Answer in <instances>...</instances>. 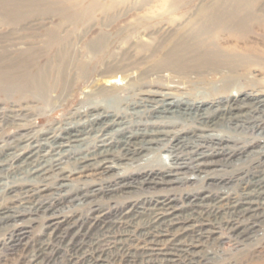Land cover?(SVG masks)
<instances>
[{"label":"rangeland","instance_id":"rangeland-1","mask_svg":"<svg viewBox=\"0 0 264 264\" xmlns=\"http://www.w3.org/2000/svg\"><path fill=\"white\" fill-rule=\"evenodd\" d=\"M90 1L0 0V7L36 8L19 32L9 34L14 27L0 24V38L38 41L47 29L61 23L58 11ZM98 2L105 9H96L91 19L79 24L94 27L81 41L105 33L112 41L109 48L105 46L112 56L100 62L102 51L95 57L85 52L84 59L89 61L85 75L73 82L67 99L57 97L62 87L53 91L48 102L34 92L0 91V157L25 150L21 140L28 136L35 140L44 130L59 133L72 124L87 126L80 140L61 154L57 168L67 172L60 175L51 168L30 182L23 179L32 176L27 175L26 160L23 168L12 166L1 173L5 184L0 183V188L14 187L3 197L0 192V210L14 214L0 223V264H264V182L257 186L255 181L260 172L264 175V35L251 38L250 43L259 49L257 60L243 54L242 43H220L224 59L233 63L231 71H154L152 60L141 59L139 42L153 45L171 37L178 20L193 16L199 7L229 6L233 0ZM256 4L264 5V0ZM170 7L173 13L166 15ZM149 17L148 25L143 23ZM113 65L118 68L103 75ZM110 77L124 83L106 92L95 90ZM165 94L195 102L202 98V109L207 107L212 126L202 124L195 112L193 116L184 113L182 104L179 111L173 106L156 112L147 96L162 99ZM97 100L109 105L96 104ZM158 103L162 108L164 101ZM106 108L115 112L109 128L117 129L107 134L99 123L90 125L94 113ZM231 110L241 117L219 123L213 119L218 112L227 111L225 117ZM157 128L169 130V135L151 146L133 142L132 152L123 154L124 131ZM109 142L117 145L109 167L89 175L72 173L79 169V157ZM190 147L205 151L215 161L203 168L190 166L186 163ZM176 158L182 163L177 165ZM32 190L41 191L35 198L40 201L32 197L17 203V197ZM247 192L252 199L243 198ZM239 195L243 196L240 203L247 201L241 207L247 209L241 208L236 216L231 212L232 201ZM15 233L19 238L14 246L15 240L8 241Z\"/></svg>","mask_w":264,"mask_h":264},{"label":"bare ground","instance_id":"bare-ground-1","mask_svg":"<svg viewBox=\"0 0 264 264\" xmlns=\"http://www.w3.org/2000/svg\"><path fill=\"white\" fill-rule=\"evenodd\" d=\"M96 2L97 0H92L87 4L85 2V4L80 3L74 7H70V10L58 11L56 15L62 18L61 23L55 25L53 28L47 29L44 32L43 37L38 41H25L23 39H18V37H1L0 91L11 88L13 93L23 92L24 95H30V93L34 92L39 98L48 102L50 97L54 96L53 91L55 92L59 87H62V93L57 97L59 100L60 98L67 99V93H69L72 89L71 86H73V82L75 81L76 83L77 81H80L85 75V69L89 64V61L84 59L85 57L83 55L85 52H90L95 57L102 51L100 62L103 58L112 56L110 51L105 47L108 44L109 48L112 41L105 36V33L103 34L100 32L99 35L97 34L88 38L85 42L83 41L94 27L86 26L85 28V25L83 27L79 24L85 23L87 20L91 19L96 13V9H105L101 2ZM256 3L257 0H233V3L229 6L219 4L208 6L203 5L198 8L193 16H189L184 20H178L176 30L173 31V36L159 40L153 45L147 44L146 42H139L137 46L138 48H141V59L144 61L152 60L154 71H189L201 68H207L208 70L231 71L233 69V63H228V61L226 62V59H224L225 54L219 50L223 49V46H220L222 45L220 44L221 42L231 40L233 42L235 41L244 44V47L242 46L245 49L243 54H248L247 56L257 60L259 59V56H257V54H259V49L255 48L256 46L250 42H252L251 38L256 35H264V5L257 6ZM33 10H36V8L24 9L15 7H0V24H6L9 27H14L10 28L11 32L9 34H13L16 29L19 32L22 28L27 27H22V22H28V18L31 13H34ZM172 13L173 10L170 7V9L167 10L166 15H170ZM164 19L168 22H174V20L169 17ZM149 21L150 17L147 20H144L143 23L148 25ZM70 25H73V27L69 28L68 26ZM221 36H224V38H222L223 40H221ZM81 39L83 40L81 41ZM260 39L262 40L263 38ZM123 55L125 56L126 53ZM117 68V65H113L109 69L106 68L109 72L103 71V75L112 74ZM123 78L125 79V77ZM112 80L113 79L111 77L105 79L104 84L100 88H95V90L98 92H106L109 91V89L119 87L124 83L122 82L123 80L119 83L113 82ZM93 89L94 88H91V90ZM167 95H163L162 99L159 98L160 94L159 96H147L149 102L155 106L156 112L161 114L164 111H169V109L173 108V106L176 107L174 111H179L181 108L180 105L182 104L184 105V113H189L191 115L192 112L193 114L195 112L199 115V117L201 116L200 122L202 124L208 127L212 126L210 122L212 119L207 117V114H209L208 110H206L207 107H203L202 109L203 103H205L202 98L195 102L193 100L183 99L181 96L180 98H175ZM159 100L164 101L162 108H158L160 104L158 103ZM95 102L96 104L105 103L106 105H109V102L106 100H97ZM201 109L202 111H200ZM114 113L115 112L108 110L107 108L102 109V111L94 113L97 115L94 118H91L90 125H93V123H99V128L104 131L105 134H107L108 131L111 132V130H117L115 127L109 128L112 121L114 120L115 122ZM226 113L227 111H220L218 112L217 118L213 119L219 123L222 119L231 121L232 118L237 119L241 117L236 110H231L229 112L230 114L223 117ZM120 122L119 124H121ZM86 127L87 126L84 123L72 124L59 133H52L48 132L49 130H44L40 133L39 138L35 140H31L30 136L23 138L21 141L22 145L26 148L25 150H21L19 152H15L16 150H13L0 157V179H2L3 176L1 173L12 168V166L14 168H19V166L23 168L22 163L26 160L30 165L29 170L26 171L27 175L32 176L22 178L29 180L30 182H36L40 176L44 173L46 174L47 171L52 170L51 168H55L54 170L58 169V173L60 175L63 171L64 173L67 172L65 168L64 170L57 168V164L60 165L61 154H63L69 146H72V142L80 140V137L85 132ZM123 127L124 126H120L118 129ZM167 131L169 130H165L163 128H157L152 131L144 129L143 131L138 130L136 132L124 131L125 133L122 136L124 142L121 144L123 154H130L132 152L130 147L133 142H141L142 145L151 146L152 144L161 141L164 136L169 135ZM208 137H211V135ZM114 145L116 144H113L112 142L105 143L99 151H93L90 155L85 154L79 157V169L72 173L89 175L93 173L92 171H95L98 168L102 169L103 166L109 167L110 164L108 165L107 163L108 159L110 161V159L112 160V157H114ZM50 146L53 147L52 150L49 149ZM188 154L189 162L186 163H189L190 166L192 164L194 167L203 168L208 162L215 161V159H210L208 157V153L205 151L198 152V150L194 147L189 148ZM19 155H21V162L19 160ZM229 156L230 154H228V157ZM192 161L195 162L193 163ZM175 163L179 165L182 161L178 162V158H176ZM256 172L257 171H255L254 174ZM259 174L260 175L257 176L255 175L257 178L255 181H258L256 183L257 186L261 183L263 184L264 182L263 173L260 172ZM50 177L53 178L54 176ZM0 183L5 184V180H0ZM13 187L14 186L9 184L6 187L2 186V188H0V192L3 193L1 196L3 197L6 195V193L10 192ZM30 190L31 189H26L25 191ZM40 192V190H32L28 193L25 192L26 194L24 196H16L18 201L17 203L24 204L28 202L29 199H32V197H34V201H40V199H35L36 197L42 195H40ZM242 197L239 195L232 201L234 209L231 212L237 213H233L236 216L240 215L238 213H242L241 208L243 207L241 206L247 202L245 201L240 203V199H242ZM55 198L57 199L56 196ZM243 198L252 199L249 192L245 193ZM52 200L55 202L53 197ZM5 211L6 210H0V223H3L7 217L14 214H12V212L5 214ZM17 235L18 233H15V236L11 235L8 242L11 244V242L15 240V246L18 241L17 238H19Z\"/></svg>","mask_w":264,"mask_h":264}]
</instances>
